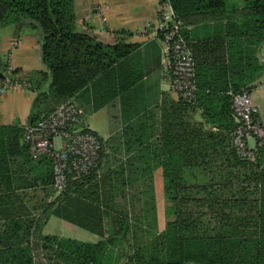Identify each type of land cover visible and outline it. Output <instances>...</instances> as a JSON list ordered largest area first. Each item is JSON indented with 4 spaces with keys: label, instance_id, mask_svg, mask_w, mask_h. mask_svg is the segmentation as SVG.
<instances>
[{
    "label": "trees",
    "instance_id": "16d2710c",
    "mask_svg": "<svg viewBox=\"0 0 264 264\" xmlns=\"http://www.w3.org/2000/svg\"><path fill=\"white\" fill-rule=\"evenodd\" d=\"M168 1L182 21V33L196 65V98L193 102L179 100V103L185 108H199L207 124L225 134L208 130L201 133V127L193 124H186L180 134L167 129V135L162 138L167 150L153 157L159 159L163 168L167 220L161 227L154 172L145 168L133 171L127 156L114 169L106 166L114 156L106 153L107 142L95 131L102 143L96 165L79 176L70 174L65 190L57 193L53 187V160L47 154L32 157L24 140L25 125L0 126V264H41L35 254L37 245L41 244L54 249L70 264H113L117 245L122 249V254L117 256L119 264H264L261 203L258 210L256 204L245 206L242 199L233 200L221 192L228 183H264L261 146L255 161L241 159L232 146L229 154L234 169L231 171L224 167L213 171L206 168L214 158L208 147L226 150L231 143L236 127L231 92L251 91L252 87L242 89L243 86L234 83L218 86L202 78L201 73L202 66L212 67L218 74L226 73L228 67L223 62L236 54L226 44L236 49L248 40L244 54L246 51L249 56L255 54L253 45L264 43V0ZM23 22L40 30L41 60L45 67L25 78L19 77L17 69L10 71L13 82L24 80L35 93L26 124L38 122L87 88L92 90L96 107L129 90L126 67L135 45L104 44L88 32L80 31L75 0H0V28ZM211 22L222 27V32L195 41L190 39L188 25ZM249 65L253 67L252 62ZM7 69L0 51V79ZM129 130V126L124 128L126 132ZM121 143L127 153L131 140L126 138ZM144 143L145 140L138 142ZM198 167H202L201 172L192 170ZM236 168L253 172L242 174ZM127 184L136 185L138 190L141 209L136 215L119 208V192ZM33 187H40L46 193L54 189L53 200L43 204L39 217L30 214L22 204L11 206L19 204V196ZM243 208L246 212L256 210L259 218L235 214ZM51 213L103 238L88 242L44 235L42 228Z\"/></svg>",
    "mask_w": 264,
    "mask_h": 264
},
{
    "label": "crops",
    "instance_id": "0c3cea01",
    "mask_svg": "<svg viewBox=\"0 0 264 264\" xmlns=\"http://www.w3.org/2000/svg\"><path fill=\"white\" fill-rule=\"evenodd\" d=\"M75 8L77 28L80 31L88 32L104 44L115 45L124 42L135 45L126 67L131 83L128 91L103 105L99 102L98 105H102L99 107L94 104L91 88L85 89L73 99L82 111L80 126L95 131L107 142L106 153L114 157L106 166L110 165L114 169L125 161L127 156L131 159L133 171L145 168L148 172H154V183L156 185L160 183L162 197L166 202L163 191V168L159 159L154 160L153 157L167 150L162 144L167 129L173 134H180L186 124H193L201 127V133L207 130L225 133L208 125L199 108L194 106L185 108L177 99L171 84L169 58L158 30L160 0H75ZM186 29L190 39L194 41L215 32H222V27L214 26L212 22L206 25H188ZM40 40V30L32 29L28 22L5 27L1 31V54L3 58L7 57L12 61L14 69L20 72L19 77L25 78L30 73L45 70L41 60ZM226 45L236 51L234 56L223 62V66L228 67L226 73L218 74L214 68L202 66V78L223 87L233 83L243 86L242 89L251 86L253 103L258 109L259 121L264 126V43L253 45L256 48L253 56H249L247 51L244 54V46H248V40L246 43L242 41L240 47L236 49ZM249 57H252V60ZM250 62L253 63V67H250ZM34 98L35 93L27 85L9 87L0 92V126L14 124L24 126L31 116ZM95 121L102 123L103 128H97L94 125ZM165 122L172 123L162 126ZM126 126L130 127L129 132L124 131ZM126 138L131 140L127 153L124 145L119 144ZM139 140H145V143L140 145ZM250 143L261 146V167L264 170V139L258 144L256 139L252 138ZM231 144L232 134L231 143L226 150L218 146L210 149L208 147V153L214 157L206 167L208 170L213 171L221 167L226 171L234 169V162L229 154ZM203 153L206 154L207 151ZM236 169L241 170L242 174L253 172L246 168ZM192 170L201 172L202 167ZM211 178L213 179V175ZM263 188L264 183H228L227 188H222L221 192L227 198L242 199L245 206L256 204L258 210L261 203L262 220ZM53 191L48 190L46 193L40 187L29 188L24 192V196H19V204L11 206L22 204L30 214L39 217L42 206L53 200ZM243 210L235 211V214L251 215L246 218H259L256 210L251 212ZM54 218L60 226L59 232H46L48 222H53ZM45 223L42 228L44 235H57L88 242H97L103 238L99 233L87 230L54 213L47 216ZM261 234H264V227L261 228Z\"/></svg>",
    "mask_w": 264,
    "mask_h": 264
},
{
    "label": "built area",
    "instance_id": "2783aa9c",
    "mask_svg": "<svg viewBox=\"0 0 264 264\" xmlns=\"http://www.w3.org/2000/svg\"><path fill=\"white\" fill-rule=\"evenodd\" d=\"M158 30L169 58L171 84L177 99L193 102L197 92L195 60L182 33V21L175 16L168 0H160ZM10 71L0 79V91L18 85L12 81ZM231 107L236 123L232 146L241 159L255 161L258 145H252L250 140L255 138L261 144L264 126L250 91L231 92ZM81 113L79 106L69 100L38 122L25 124L24 140L32 157L47 154L53 160V187L57 193L65 190L70 174L79 176L88 172L100 157L101 140L92 130L80 126Z\"/></svg>",
    "mask_w": 264,
    "mask_h": 264
},
{
    "label": "rangeland",
    "instance_id": "374dc122",
    "mask_svg": "<svg viewBox=\"0 0 264 264\" xmlns=\"http://www.w3.org/2000/svg\"><path fill=\"white\" fill-rule=\"evenodd\" d=\"M9 27V26H8ZM4 28H0V33ZM6 30V29H5ZM4 61L7 63V70H15L12 61L8 59L7 57L4 58ZM18 85L15 86H25V81L16 80L15 81ZM13 86V87H15ZM11 87V86H10ZM3 92V91H0ZM98 121H95V126L97 128H103L102 123H96ZM136 186V185H134ZM134 186L125 185L119 192V208L121 211H125L128 209L133 215L137 214V211L140 212L141 206L138 199V190H135ZM138 189V188H137ZM155 190H156V203H157V218L158 223L162 227L163 224L167 220V215L165 213L166 209V202L163 200L162 197V189L160 186V183H155ZM47 221V220H46ZM53 222H48V227L46 232H59L60 226L56 223V218L52 220ZM46 224V223H45ZM44 227V226H43ZM75 227V226H74ZM43 230V229H42ZM38 242V241H37ZM39 243V242H38ZM37 250L35 251L37 259H39V262L41 264H70L64 262L57 254V252L54 249L45 248L44 246L37 245ZM115 255L120 256L122 254L121 245H117V247H114ZM113 256L112 257V263L113 264H119L118 257ZM72 264V263H71Z\"/></svg>",
    "mask_w": 264,
    "mask_h": 264
},
{
    "label": "water",
    "instance_id": "95a60500",
    "mask_svg": "<svg viewBox=\"0 0 264 264\" xmlns=\"http://www.w3.org/2000/svg\"><path fill=\"white\" fill-rule=\"evenodd\" d=\"M0 76H1V73H0Z\"/></svg>",
    "mask_w": 264,
    "mask_h": 264
}]
</instances>
